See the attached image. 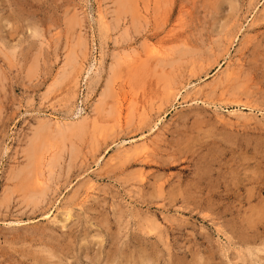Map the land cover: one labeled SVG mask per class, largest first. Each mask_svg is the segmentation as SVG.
I'll use <instances>...</instances> for the list:
<instances>
[{"label": "rangeland", "instance_id": "1", "mask_svg": "<svg viewBox=\"0 0 264 264\" xmlns=\"http://www.w3.org/2000/svg\"><path fill=\"white\" fill-rule=\"evenodd\" d=\"M0 264H264V0H0Z\"/></svg>", "mask_w": 264, "mask_h": 264}]
</instances>
